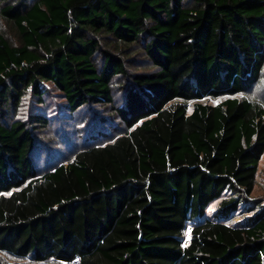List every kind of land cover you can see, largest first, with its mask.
<instances>
[{"label": "trees", "instance_id": "trees-1", "mask_svg": "<svg viewBox=\"0 0 264 264\" xmlns=\"http://www.w3.org/2000/svg\"><path fill=\"white\" fill-rule=\"evenodd\" d=\"M263 68L264 0H0V253L264 264V198L251 197L264 106L235 96ZM88 105L111 107L126 131L108 138L101 117L72 158H50L39 134ZM239 210L242 223L226 221Z\"/></svg>", "mask_w": 264, "mask_h": 264}, {"label": "rangeland", "instance_id": "rangeland-1", "mask_svg": "<svg viewBox=\"0 0 264 264\" xmlns=\"http://www.w3.org/2000/svg\"><path fill=\"white\" fill-rule=\"evenodd\" d=\"M1 28L8 34V38L11 39V42H19L18 36L10 23L2 21ZM130 57L132 59H144L143 54L134 56V52H130ZM152 68L153 67H151L150 65L145 66V69ZM121 92V88L115 87L114 94L116 96H118V94H120ZM235 96L240 98H248L264 106V68L260 79L253 85L252 88L243 93H238ZM225 97L226 96H222L219 98H210L207 100H209L211 103H218L225 99ZM46 99L47 102H51L49 107L52 113H57L58 110L63 111V108L60 106H56V108H54L57 103H63V98L58 96H51L47 97ZM31 104L34 105L32 102ZM29 105V101H25L24 106L19 107V109H21L19 112L25 113L26 111H28ZM111 109V107L106 108L98 105H88L82 110L75 112L72 116L58 114L59 117L57 118L56 122L52 124V127L48 128L45 133L39 134V137L37 138L44 139V141L41 140V142L43 143L44 147H46V149L50 150V158L56 155L58 156L59 160H61V158L63 160L70 159L72 158L71 153L73 150H70V147L81 148L83 145H85V143L89 144L88 142L91 139L88 137V128L94 120L101 121V117H105L107 115L110 116L111 126L109 123L104 124V121H102L103 127L108 133V138H114L120 133H124L126 131L125 125L111 114ZM93 131L96 134L94 139H92L93 143L100 142L104 139L103 134H101V132H99L97 128H93ZM46 157L47 152H42L39 161L44 164ZM224 196H229V194L226 193V195ZM251 197L264 198V155L262 156L259 163L257 180ZM221 200L222 198H219L211 202L207 209L208 215H212V213L217 209V206L219 205ZM239 211L234 214L235 218L231 220L227 219L226 221H229L233 225L242 223L244 221V217L247 216L248 213ZM191 229L192 227L191 225H189L184 236L185 243L189 242L191 238ZM0 259L4 262V264H59L56 261H46L43 263L31 262L27 259H18L3 253H0ZM71 264H78V262H74Z\"/></svg>", "mask_w": 264, "mask_h": 264}]
</instances>
